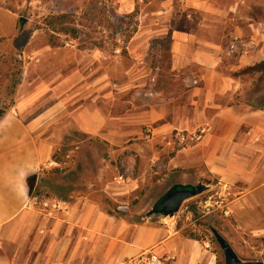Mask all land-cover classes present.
I'll return each mask as SVG.
<instances>
[{"label": "rangeland", "instance_id": "374dc122", "mask_svg": "<svg viewBox=\"0 0 264 264\" xmlns=\"http://www.w3.org/2000/svg\"><path fill=\"white\" fill-rule=\"evenodd\" d=\"M88 1L0 0V109L18 104L19 117L38 121L35 138L52 157L31 187V210L66 215L89 200L131 221L155 215L209 264H224L213 232L242 262L264 264V157L232 185L202 162L178 165L200 156L207 130L193 124L197 96L190 90L200 83L185 79L189 71H172L168 35L177 20L200 17L197 10L186 0H92L105 17L99 23L81 18ZM233 4L237 13L248 10ZM61 14L73 15L76 39L47 26ZM259 40L264 56V29ZM229 41L225 36L221 71L239 83L236 101L264 111V70L239 67V50L230 53ZM176 185L202 191L172 217L152 213Z\"/></svg>", "mask_w": 264, "mask_h": 264}, {"label": "crops", "instance_id": "0c3cea01", "mask_svg": "<svg viewBox=\"0 0 264 264\" xmlns=\"http://www.w3.org/2000/svg\"><path fill=\"white\" fill-rule=\"evenodd\" d=\"M186 1L200 17L183 18L170 27V64L172 71H189L187 81L200 83L190 90L197 96L198 121L193 124L207 132L197 144L200 156L178 165L185 169L202 162L221 183L232 185L256 171L264 157V111L236 101L239 83L221 71L223 39L230 37V53L239 50V67L262 62L264 0H223L228 4L224 8L215 0ZM230 3L248 10L237 13L238 4ZM18 106L0 118V264H122L146 252L175 258L171 264H209L206 255L189 253L191 244L178 241L159 216L131 221L89 200L70 206L66 215L32 211L31 187L52 157L47 144L35 138L38 121L25 122L16 113Z\"/></svg>", "mask_w": 264, "mask_h": 264}, {"label": "water", "instance_id": "95a60500", "mask_svg": "<svg viewBox=\"0 0 264 264\" xmlns=\"http://www.w3.org/2000/svg\"><path fill=\"white\" fill-rule=\"evenodd\" d=\"M20 23L21 25H23L25 23V20L21 19ZM178 187V185L172 187V189H170L166 193V195L157 203L159 211L154 209L152 213H158L163 217H172L179 211L183 202L195 197L202 191L199 188L191 187L190 189H177ZM213 235L222 250L224 264H262L242 262L237 257L233 249L229 246V244L225 241V239H223L217 232H213Z\"/></svg>", "mask_w": 264, "mask_h": 264}, {"label": "trees", "instance_id": "16d2710c", "mask_svg": "<svg viewBox=\"0 0 264 264\" xmlns=\"http://www.w3.org/2000/svg\"><path fill=\"white\" fill-rule=\"evenodd\" d=\"M81 18L85 21H96L100 23V19L104 21L105 17L104 15L99 11V8L97 7V2L94 1H88L85 5V9L83 11V14ZM73 23V15L71 14H61L57 16H51L47 20V26L52 30L55 34H67V35H73V38L76 39L77 37V30L74 28H71L69 24ZM169 39V37H168ZM254 70L258 69L260 71L264 70V60L252 67ZM8 106L4 108L7 109ZM0 109V118L5 115V111ZM190 186H179L177 189H190ZM155 210L159 211L158 204L154 208Z\"/></svg>", "mask_w": 264, "mask_h": 264}, {"label": "built area", "instance_id": "2783aa9c", "mask_svg": "<svg viewBox=\"0 0 264 264\" xmlns=\"http://www.w3.org/2000/svg\"><path fill=\"white\" fill-rule=\"evenodd\" d=\"M45 207L48 206V204H44ZM52 209H58L60 206L54 204L51 205ZM172 259L168 256H156L151 253L148 254H142L138 258L130 259L126 264H171Z\"/></svg>", "mask_w": 264, "mask_h": 264}]
</instances>
